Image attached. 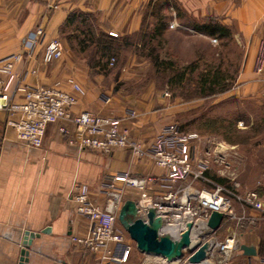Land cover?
<instances>
[{
    "label": "crops",
    "instance_id": "crops-1",
    "mask_svg": "<svg viewBox=\"0 0 264 264\" xmlns=\"http://www.w3.org/2000/svg\"><path fill=\"white\" fill-rule=\"evenodd\" d=\"M171 9L180 20L193 18L180 22L192 30L208 19L229 28L233 43L242 52L238 78H242L244 93L264 95V68L261 73L254 70L257 50L264 40V0H0V56L23 54L15 64L10 87L20 80L31 86L60 81L61 87L69 90L65 79L73 77L82 92L77 94L72 112L88 110L122 117L132 137L151 141L163 124L161 119L155 113L124 117V110L132 107L136 98L114 90L113 74L100 70L99 64L92 65L88 50L70 36L74 27L67 23V17L74 13L89 16L94 18L97 34L122 38L155 27L160 18L169 25L164 13ZM37 26L44 29L46 39H61L60 58L45 62L43 44L28 54L26 36ZM104 97L109 98L108 103ZM8 117V112L0 110V264L17 263L25 230L39 234L28 246V264H93L94 254L70 240L86 229L85 218L76 214L69 200L74 184L85 183L95 190L109 173L126 170L158 175L162 169L151 158H134L127 149L103 154L70 145L57 124L47 126L42 147H28L17 140L14 128L6 125ZM208 174L216 175L212 170ZM137 197L136 190H126V199ZM240 229L244 230L236 231L239 250L229 264H264V226ZM242 246L253 248L255 253H245ZM134 251L141 253L135 248L126 264H134Z\"/></svg>",
    "mask_w": 264,
    "mask_h": 264
},
{
    "label": "built area",
    "instance_id": "built-area-1",
    "mask_svg": "<svg viewBox=\"0 0 264 264\" xmlns=\"http://www.w3.org/2000/svg\"><path fill=\"white\" fill-rule=\"evenodd\" d=\"M56 6L54 3L53 7ZM176 25L175 21L170 23L171 27ZM41 44L45 62L61 57V39H46L44 29L37 26L27 34L24 45L31 55ZM22 58L21 52L0 56V110L9 113L6 125L14 128L18 141L31 148H40L47 126L57 124L58 131L66 136L70 145L103 154H110L117 148L127 149L134 158H151L162 169L158 175H138L126 170L109 173L95 190L85 183L74 184L69 200L75 205L76 214L85 218L86 229L83 235L70 236V240L94 254L93 264H126L136 248L135 242L117 218L128 189L138 192L134 200L137 208L135 218L147 222V212L153 209L162 224H177L176 239L187 228V223L192 224L190 245L183 249V253L188 249L183 264H213L216 258L227 261L231 252L238 247L236 231L233 229L231 234L217 241L214 239L217 230L230 220L235 219L241 224L247 220L248 224L255 225L258 216L264 218V198L255 190L238 192L235 166L228 152H223L225 143L219 142L203 153L197 152V145L190 144L198 139L197 133L181 132L174 124L163 126L151 141L143 143L131 136L129 129L123 125L122 117L100 115L88 110L72 112L77 103V94L82 92L73 77L65 79L69 90L63 89L60 81L52 85L31 86L20 80L10 87L15 64ZM113 61L114 58H111L109 65ZM263 68L264 40L259 44L254 70L261 73ZM103 100L108 102L109 98L104 97ZM124 117L135 118L136 111L128 107L124 110ZM66 123L71 124L73 129ZM210 170L217 176L225 177L227 183L215 181L208 175ZM198 183L208 186H198ZM232 199L240 201L259 215H249L247 218L236 216L231 205ZM212 211L223 215L217 229L207 225ZM199 223L204 227L197 241L192 244V231ZM225 229L230 231L231 226L227 225ZM203 243L207 244L205 258L199 263L189 262L188 257ZM193 246L196 248L191 251Z\"/></svg>",
    "mask_w": 264,
    "mask_h": 264
},
{
    "label": "rangeland",
    "instance_id": "rangeland-1",
    "mask_svg": "<svg viewBox=\"0 0 264 264\" xmlns=\"http://www.w3.org/2000/svg\"><path fill=\"white\" fill-rule=\"evenodd\" d=\"M164 14L169 17L167 29L148 43L144 37L146 33L153 32L154 27L142 28L140 33L126 41L109 35L115 38L116 49L103 58L105 63L103 66L99 64L100 70L113 74L116 81L114 90H122L136 98V103L131 105L136 111V117L155 113L163 122L159 130L165 125L174 124L181 132L197 133L198 139L190 142L197 145V152H206L219 142L225 143L223 152H228L235 166V179L239 183L238 192L255 190L264 194V95L247 96L244 93L242 78H238L242 65L241 49L232 39L228 41L227 38L208 36L202 32L194 33V30L180 23L189 22L193 18L180 20L174 9ZM146 20L145 18V22ZM172 21L177 23L176 27L170 26ZM82 34L74 32L73 35L80 47L83 46L79 43L84 38ZM85 40L87 42L84 45H89L88 53L93 58L91 63L96 67L95 61L99 52L92 39L85 37ZM113 56L115 57L113 64L109 65ZM155 57L158 58L157 61ZM160 60L170 63L172 67L164 68L163 64L159 63ZM217 65L225 73L224 83L228 84L229 88L210 95L200 93L202 74L208 70L213 71ZM182 71L185 72L182 83H172L170 80ZM229 129L234 130L231 131L232 137L242 140L241 143L226 140L225 134ZM223 178L224 183H227V179ZM205 185L198 183V186ZM231 205L236 216L243 215L247 218L249 215H259L236 199L231 200ZM263 223L262 216H258L255 225L248 224L247 220L245 224L237 223L235 219L230 220L217 230L214 239L221 241L231 234L233 229L237 231L244 230L240 229L242 227L263 228ZM227 225L231 226L230 231L225 229ZM238 250L239 246L231 252L227 261L216 258L213 264H229ZM134 252L132 259L134 264H183L188 249H185L181 258L174 260H167L152 253Z\"/></svg>",
    "mask_w": 264,
    "mask_h": 264
},
{
    "label": "water",
    "instance_id": "water-1",
    "mask_svg": "<svg viewBox=\"0 0 264 264\" xmlns=\"http://www.w3.org/2000/svg\"><path fill=\"white\" fill-rule=\"evenodd\" d=\"M136 203L134 200L126 199L118 212V222L126 229L130 238L135 242L136 248L141 253H152L162 256L167 260H174L183 256V249L190 245V230L192 224H186V229L181 233L178 240L171 239L168 235H159L158 229L161 227V219L155 216L154 210L149 209L147 212L148 221L144 222L140 218H135ZM223 219L220 212L212 211L207 220V225L212 229H217ZM38 233L24 231L22 248L20 249L19 258L16 264H28V246L34 236ZM206 243L196 248L193 246L191 251L196 250L188 257L191 263H199L205 258ZM245 253L254 254L251 247L242 246Z\"/></svg>",
    "mask_w": 264,
    "mask_h": 264
},
{
    "label": "trees",
    "instance_id": "trees-1",
    "mask_svg": "<svg viewBox=\"0 0 264 264\" xmlns=\"http://www.w3.org/2000/svg\"><path fill=\"white\" fill-rule=\"evenodd\" d=\"M67 23H70L73 25V30L70 31V36L74 37V32L80 33L84 36L79 43H82L83 49H87L89 45L85 44L87 41L85 40V37L89 38L90 40L92 39L93 44L95 45L97 51L99 52V55H97L96 59V64H100L101 66L104 65V59L105 56H108L110 53L112 54L115 51V45H117L116 41L114 38H112L109 35L105 34H97L94 28V18H91L89 16L83 15V14H69L67 17ZM166 22L163 23L161 22L160 18V23L154 27L153 32H148L146 33V36L144 37L145 42L148 43L150 40L155 38L156 35L160 36L162 35V32L166 29ZM84 27L85 29H83ZM193 29L199 32H202L204 34H207L208 36H217L219 38H227L228 41L232 39L231 36V31L229 28L221 25L218 21L214 19H208L206 20L201 26H193ZM76 30V31H74ZM129 37L133 36H124L122 37L124 41L128 40ZM89 52V50H88ZM90 53V52H89ZM92 57V56H91ZM115 59V57L113 56ZM93 59V58H92ZM109 59V58H108ZM156 61L158 60L157 57L154 58ZM162 61V62H161ZM160 64H163L164 68L166 67H172L170 63L168 62H163V60H160ZM106 65V64H105ZM195 68V66H194ZM192 68V71L193 69ZM185 79V72H178L176 74V77L172 78L170 81L172 83H177L181 84L182 81ZM226 79L225 73H223L220 70L219 65L215 67L213 71L208 70L207 72L203 73L200 79V87L199 91L200 93L207 95V94H214L218 92H223L227 90L228 84L224 83V80ZM174 81V82H173ZM231 86V85H230ZM232 130H228L227 133L225 134V138L228 142L231 143H241L242 140L234 139L231 134ZM234 131V130H233ZM232 131V132H233ZM209 175V174H208ZM210 176V175H209ZM211 177L219 182V183H224L225 179L220 176L216 175H211Z\"/></svg>",
    "mask_w": 264,
    "mask_h": 264
},
{
    "label": "bare ground",
    "instance_id": "bare-ground-1",
    "mask_svg": "<svg viewBox=\"0 0 264 264\" xmlns=\"http://www.w3.org/2000/svg\"><path fill=\"white\" fill-rule=\"evenodd\" d=\"M203 227H204L203 224L199 223V225L193 229V231H192V237H193L192 244L195 243V241H197L196 238L199 237V235H201ZM199 228H201V229H199ZM176 230H178V226L176 223H171V224H169V223L164 224L163 223V224H161V227L158 229V232L160 234L168 235L173 240H178V239H176L177 238V236H176L177 231ZM207 264H209V263H207Z\"/></svg>",
    "mask_w": 264,
    "mask_h": 264
}]
</instances>
